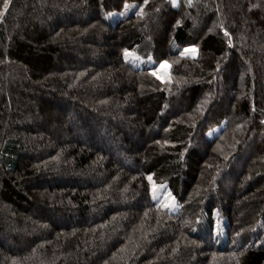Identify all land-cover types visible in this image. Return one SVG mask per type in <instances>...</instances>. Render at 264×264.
<instances>
[{
	"label": "trees",
	"instance_id": "trees-1",
	"mask_svg": "<svg viewBox=\"0 0 264 264\" xmlns=\"http://www.w3.org/2000/svg\"><path fill=\"white\" fill-rule=\"evenodd\" d=\"M0 264H264V0H0Z\"/></svg>",
	"mask_w": 264,
	"mask_h": 264
},
{
	"label": "rangeland",
	"instance_id": "rangeland-1",
	"mask_svg": "<svg viewBox=\"0 0 264 264\" xmlns=\"http://www.w3.org/2000/svg\"><path fill=\"white\" fill-rule=\"evenodd\" d=\"M52 17H57L58 15H57V13H52V15H51ZM77 49H81V47L79 46V48L77 47ZM187 51H188V54H190V55H192V56H194L195 54H196V49L195 48H189V49H187ZM72 56L75 58V57H78V53H72ZM93 59V58H92ZM78 62H80V59H79V61ZM155 74L159 77V78H161V79H164L165 77H168V65L166 64V63H162L160 66H159V68L155 71ZM224 97H227V94H225L224 95ZM226 99V98H225ZM225 101V100H224ZM115 124L116 125H120V126H128V125H130V123L128 124V122L125 120V116L124 115H122V114H115ZM114 117H113V119H114ZM39 120H41V119H39V118H37V119H35L34 121H26V125L28 126H32L33 128H37V127H41V126H43L42 124H41V122L39 121ZM70 124H68V126H69ZM133 126V125H132ZM134 127V126H133ZM72 128H73V126H72ZM136 127H134V130L135 131H137L136 129H135ZM66 129V130H65ZM67 129H68V127H67V125L66 126H64V127H57V126H55V127H53L50 131H51V133L52 134H54V135H56V136H60V137H62V138H67V136H65V133H67ZM64 130H65V132H64ZM64 132V133H63ZM74 136H77V135H74ZM133 142H135V143H141V140L139 139V137H137V133L133 136ZM134 144V143H133ZM36 149V148H35ZM36 151V150H35ZM117 153H119V151L117 152ZM117 153L115 154V155H117ZM32 154V153H31ZM94 178H95V180H99L100 178H101V175L100 174H97V175H94L93 176ZM88 179H90V178H88ZM72 180H75V177H73L72 178ZM82 182V181H81ZM86 182V181H85ZM152 190H153V192L155 191V196L157 197V198H159V199H163V200H165V199H167V195L164 193V191L162 190V188L160 187V184H159V186L158 187H156L154 184L152 185ZM168 203L169 204H175V201H174V199H172V198H170L169 200H168ZM37 212V209H35V208H31V214L32 215H34L35 213ZM94 214H93V216H97L98 215V211L97 212H93ZM28 218H30V217H28ZM75 217L74 216H71V217H69L67 220H70L71 222H76L75 221ZM20 233V232H19ZM44 234V232H38L37 234H35V235H40V236H42ZM13 235H15V234H13ZM17 236V239L18 240H20V239H22V238H24L26 235H27V233H25V232H22V233H20V234H16ZM3 238L4 239H6V236H3Z\"/></svg>",
	"mask_w": 264,
	"mask_h": 264
}]
</instances>
